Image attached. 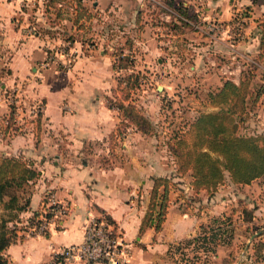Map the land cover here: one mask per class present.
<instances>
[{
    "label": "rangeland",
    "instance_id": "obj_1",
    "mask_svg": "<svg viewBox=\"0 0 264 264\" xmlns=\"http://www.w3.org/2000/svg\"><path fill=\"white\" fill-rule=\"evenodd\" d=\"M0 1L12 4V16L0 22V162L3 158L20 159L40 171L35 162L48 161L52 167L57 153L67 158L79 153V166L110 170L138 160L135 167L144 164L150 171L146 177L150 192L154 178H167L169 207L181 197L184 207H192L200 219L194 236L171 243L152 264H264V177L238 185L226 172L225 181L217 189L192 190L190 195L187 185L193 180L191 172L179 171L181 162L173 152L201 113L221 107L212 103L210 93L222 87L224 76L229 77L222 70L228 61L223 50L229 41L209 25L226 22L216 16L207 18L203 6H186L183 0ZM233 40L242 37L237 34ZM38 48L46 51L45 58L33 61L29 80L21 78L15 69L20 62L13 65L15 56L22 52L21 58L27 59L30 51ZM254 59L264 63V48ZM82 60L88 66L76 71ZM92 62L99 69L90 72L86 68ZM247 64L242 79H250L251 96L239 133L260 135L264 134V69L251 61ZM44 82L56 97L68 94L67 90L76 95L86 91L81 88L93 87L94 104L102 101L118 117L115 131L81 151L65 148L68 134L54 130L45 119L44 92L48 87ZM61 101L60 109L68 110V100ZM119 103L133 106L144 115L151 123L149 132H142L132 117L119 109ZM19 137L22 143L17 147ZM187 140L190 145L193 136ZM127 141L132 145L123 146ZM36 180L18 194H33ZM220 191L223 199L218 207L214 196ZM3 207L0 205V215L5 213ZM228 217L232 223L227 221V227L234 235L231 244L205 251L200 242L192 240L200 234L202 225ZM18 221L19 217L8 224L21 231V239L34 236L22 232L25 228L21 229Z\"/></svg>",
    "mask_w": 264,
    "mask_h": 264
},
{
    "label": "crops",
    "instance_id": "obj_2",
    "mask_svg": "<svg viewBox=\"0 0 264 264\" xmlns=\"http://www.w3.org/2000/svg\"><path fill=\"white\" fill-rule=\"evenodd\" d=\"M183 4L197 9L203 6L202 8L206 11L204 16L207 18L216 16L223 22L231 21L240 10H245L247 15L245 35L241 36L242 40L239 41L227 39L229 42L223 50L227 54L228 61L222 70L227 69L230 73L229 77L224 76V80L233 79L239 83L244 70L248 68V61L264 69V63L260 64L254 59L263 51L260 33L261 24L264 23L262 2L258 0H183ZM11 6L12 4L0 1V22L7 21L12 16ZM30 52L27 59L21 58L22 52L18 53L13 64L17 66L20 62L15 69L21 78L28 80L33 61L46 56V51L41 48ZM86 62L79 61L76 71L88 66ZM92 65L86 70L92 72L99 69L97 63L92 62ZM32 69L35 71L36 67L33 66ZM262 77L264 82V75ZM43 85L48 87V90L44 92L47 125L52 126L56 131L68 134L70 139L64 141L65 148L81 151L91 142L105 140L115 131L118 117L114 116L111 110L106 109L102 101L94 104L93 87L90 89L86 87L84 90L81 88V91H86L76 95L66 89L68 94L64 93L61 98L54 96V92L47 83L44 82ZM60 100L61 102L68 100V110L60 109ZM21 138L16 139L17 147L22 143ZM128 142H125L123 146L132 145ZM30 145H33L32 141ZM43 145L42 142L39 147ZM55 156L52 167L48 161L33 162L42 174L36 180V189L31 196L30 206L19 213L18 223L22 226L21 229L25 228L22 232L27 234V223L34 216L36 221L41 220L50 196L68 206L67 214L60 221L53 223L45 234L22 238V240L19 230L20 240L18 239L5 250L11 264H49L54 251L84 241L91 215L108 217L124 238L132 242L134 249L132 264H152L168 251L171 243H177L197 233L200 219L194 215L192 207L188 209L184 207V199L181 197L175 202L172 201L173 204L169 207L160 231L148 228L141 232L144 217L150 207L151 185L146 178L150 174L148 167L144 164L135 167L138 160L136 163H134L135 160L129 161L127 166L120 165L110 170L103 168L96 170L93 167L79 166L77 164L79 153H71L70 158L65 157L64 153H57ZM192 190L190 182L187 185L188 194L191 195ZM222 192H216L214 196V202L218 207L219 203H222L223 197L220 198ZM46 193H50L49 197L45 196ZM159 252L162 254L159 255Z\"/></svg>",
    "mask_w": 264,
    "mask_h": 264
},
{
    "label": "trees",
    "instance_id": "obj_3",
    "mask_svg": "<svg viewBox=\"0 0 264 264\" xmlns=\"http://www.w3.org/2000/svg\"><path fill=\"white\" fill-rule=\"evenodd\" d=\"M258 1L264 4V0ZM249 83V78L241 79L239 83L226 79L221 88L210 93L212 103L221 106L220 109L201 113L184 135L187 139L193 136V142L189 145L186 138L180 139V146L174 147L173 152L181 162L179 171L191 172V186L196 193L217 189L225 181L226 172L238 185H248L264 177V134L249 136L239 133L251 96ZM119 109L127 117H132L142 132H149L151 123L135 107L119 103ZM40 174L20 159L3 158L0 162V205L4 206L5 212L0 215V264H11L5 250L18 238L17 227L12 229L10 222L30 206L32 194L21 197L18 193ZM168 183L167 178H154L150 207L141 232L148 228L162 229L169 210ZM221 220L215 218L214 224L202 225L200 234L192 240L200 242L205 251H216L220 245L231 244L233 229H229L226 223H232L231 217Z\"/></svg>",
    "mask_w": 264,
    "mask_h": 264
},
{
    "label": "built area",
    "instance_id": "obj_4",
    "mask_svg": "<svg viewBox=\"0 0 264 264\" xmlns=\"http://www.w3.org/2000/svg\"><path fill=\"white\" fill-rule=\"evenodd\" d=\"M240 10L235 17L225 25L211 23L209 28L217 33H224L229 41L235 36L245 35L247 15ZM225 74H230L224 69ZM49 212L45 210L41 220L31 221L26 229L28 235L45 234L50 226L60 221L66 214L68 206L53 196L47 201ZM133 244L127 241L114 224L106 216L91 215L82 243L61 247L52 254L49 264H132Z\"/></svg>",
    "mask_w": 264,
    "mask_h": 264
}]
</instances>
